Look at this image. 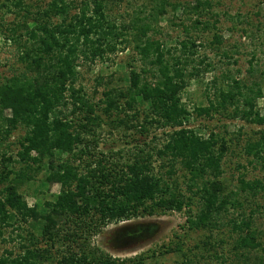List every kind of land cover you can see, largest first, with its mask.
<instances>
[{
	"label": "trees",
	"instance_id": "trees-1",
	"mask_svg": "<svg viewBox=\"0 0 264 264\" xmlns=\"http://www.w3.org/2000/svg\"><path fill=\"white\" fill-rule=\"evenodd\" d=\"M215 1L148 0L126 18L114 11L129 0H4L2 5L15 11L17 19L2 24L0 35L17 45L22 67L0 81V241H7L5 233L11 228L15 237L10 240L19 244V252L7 249L0 255V264H128L93 245L91 238L112 222L166 211L186 210L189 229L212 230L231 207L242 204V195L255 198L264 191V178L248 180L241 174L234 187L222 179L232 138L186 125L192 114H223L261 126L242 150L264 170V114L257 103L264 98V69L263 81L252 85L235 76H225L224 83L214 77L206 85L208 105L194 106L192 112L183 93L191 80L213 70L207 53L200 52L203 41L188 26L187 37L175 46L156 37L160 20L181 8L197 14L192 29L217 31L218 18L213 23L202 18L217 16ZM223 41L215 32L210 45L217 50ZM131 45L142 68L132 66L124 77L127 87L98 75L103 91L94 101L80 82V68ZM106 121L142 135H148L150 126L168 130L158 143L153 136L154 146L137 144L124 157L122 151L98 150V129ZM21 128L24 134L16 141L20 147L14 158L2 149ZM178 167L188 175L187 190L199 199L196 211L195 198L174 178ZM41 172L40 185L59 184L60 191L45 201L42 191L35 193L39 199L30 205L22 189ZM232 222L243 231L236 249H264L251 217ZM143 230L147 227L130 233ZM128 262L146 264V258ZM252 264H264V258Z\"/></svg>",
	"mask_w": 264,
	"mask_h": 264
},
{
	"label": "rangeland",
	"instance_id": "rangeland-1",
	"mask_svg": "<svg viewBox=\"0 0 264 264\" xmlns=\"http://www.w3.org/2000/svg\"><path fill=\"white\" fill-rule=\"evenodd\" d=\"M178 1L192 3L195 0ZM3 2L4 0H0V28L2 24L9 25L17 19L16 12L7 10L2 5ZM145 2L148 0H129L128 4L124 3L114 12L119 17L128 18V12L132 13L135 8ZM214 4L213 13L215 12L217 16L204 14L202 18L209 20L210 23L218 18L217 31L208 32L202 27L196 30L192 29L191 25L197 14L195 12L184 13L181 8L176 12L170 10L160 20V33L156 36L158 38L165 37L168 47L175 46L177 40L187 37L185 26H188L191 29L189 33L199 35L200 41H203L204 47L200 48V52L201 54L207 53L213 70L204 72L200 79L191 80L183 93V101L188 103L192 112L194 106L208 105L206 85L214 77H218L221 83L228 80L225 79V76L241 78L248 85L263 81L260 71L264 69V39H262L264 37V0H219L218 4L216 1ZM243 29H246L248 33L245 34ZM215 32H219L224 37L223 43L217 50L210 45ZM197 43L200 44V42ZM223 52H227L228 56H225ZM17 53V45L7 42L0 35V81L11 76L14 70L22 67L17 60ZM142 64L131 45L124 51L112 53L110 58L105 61L83 65L80 68L83 73L80 82H83L92 99L98 101L102 97L103 91V86L97 84L98 75H103L106 80L109 79L112 85L122 84L127 87L129 83L125 81L124 77H127L126 74L129 73L132 66L140 70ZM251 69L254 70L251 71ZM208 93L214 96L213 90ZM257 103L264 114V98H259ZM104 119L107 120L105 116ZM186 125L206 134L210 129H214L225 137L233 139L230 142L231 151L227 152L223 160L224 175L222 179L228 185L236 186L237 179L241 174H244L248 180L264 178V170L260 164L244 154L242 150L246 141L250 137H254V133L261 126L247 123L240 118H228L223 114H214L213 117L192 114ZM165 130L168 129L150 126L148 135H142L133 128L128 129L124 125L115 127L111 122L106 121L98 129V150L105 153L122 151V155L127 157L137 144L144 146V143L154 141L153 136L155 135L157 136L156 143L161 141L164 138L162 133ZM240 132L242 135L239 137ZM22 134H24L22 128L14 131L7 142L9 146L5 145L2 152L7 151L8 155L15 158L20 147L16 141ZM152 145L154 146L153 142ZM159 163L156 161V166ZM43 172L39 174L35 183L22 189L30 205L39 199L35 193L42 191L43 195H40V198L45 201L52 200L54 195L60 191L59 184L49 185L46 188L40 185V179L44 177ZM174 178L181 184L187 195H192L187 190L188 175L183 169L178 167ZM193 197L196 203H193L192 207L196 211L199 199ZM240 200L242 204L238 208L231 207L212 230L189 229L186 222L188 217L186 210L166 211L133 217L121 222H112L99 234L94 235L91 238V243L100 247L113 258H118L120 261L125 260L128 264H131L128 262L130 259L141 256L146 258V264H252L258 262L259 257L264 258V249L261 247L250 251V253L236 249L234 246L243 231L238 230L232 221L234 218L236 221H241L242 218L246 220L251 217L252 229L261 232L260 240L264 247V191H260L255 198L251 194H244ZM140 226H146L147 230L136 234L130 233L138 232ZM151 226L155 227V230L149 229ZM11 233L12 229H7L5 233L7 241H0V255L7 249L19 252L18 240L11 241L10 237H15V234L11 235ZM62 251H64L63 246Z\"/></svg>",
	"mask_w": 264,
	"mask_h": 264
}]
</instances>
